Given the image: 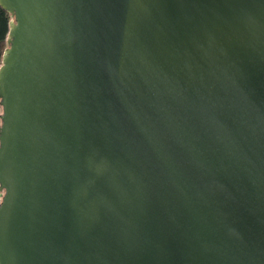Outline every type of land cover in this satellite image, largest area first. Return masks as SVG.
<instances>
[{"label":"water","instance_id":"obj_1","mask_svg":"<svg viewBox=\"0 0 264 264\" xmlns=\"http://www.w3.org/2000/svg\"><path fill=\"white\" fill-rule=\"evenodd\" d=\"M0 6V264H264V0Z\"/></svg>","mask_w":264,"mask_h":264},{"label":"trees","instance_id":"obj_2","mask_svg":"<svg viewBox=\"0 0 264 264\" xmlns=\"http://www.w3.org/2000/svg\"><path fill=\"white\" fill-rule=\"evenodd\" d=\"M11 16L8 11L4 10L0 6V63H1V55L6 46V36L9 29V20ZM1 101V98H0ZM0 114H1V104H0ZM1 199V197H0Z\"/></svg>","mask_w":264,"mask_h":264}]
</instances>
